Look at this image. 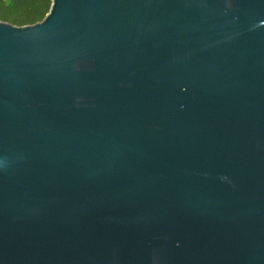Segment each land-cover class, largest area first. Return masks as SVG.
<instances>
[{
    "label": "water",
    "instance_id": "obj_1",
    "mask_svg": "<svg viewBox=\"0 0 264 264\" xmlns=\"http://www.w3.org/2000/svg\"><path fill=\"white\" fill-rule=\"evenodd\" d=\"M0 264H264V0L0 22Z\"/></svg>",
    "mask_w": 264,
    "mask_h": 264
},
{
    "label": "trees",
    "instance_id": "obj_2",
    "mask_svg": "<svg viewBox=\"0 0 264 264\" xmlns=\"http://www.w3.org/2000/svg\"><path fill=\"white\" fill-rule=\"evenodd\" d=\"M52 0H0V22L18 27L42 22L50 12Z\"/></svg>",
    "mask_w": 264,
    "mask_h": 264
}]
</instances>
